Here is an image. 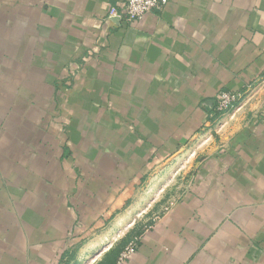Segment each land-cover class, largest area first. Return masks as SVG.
Listing matches in <instances>:
<instances>
[{"label": "crops", "instance_id": "1", "mask_svg": "<svg viewBox=\"0 0 264 264\" xmlns=\"http://www.w3.org/2000/svg\"><path fill=\"white\" fill-rule=\"evenodd\" d=\"M112 4L0 0V264H264V0Z\"/></svg>", "mask_w": 264, "mask_h": 264}, {"label": "built area", "instance_id": "2", "mask_svg": "<svg viewBox=\"0 0 264 264\" xmlns=\"http://www.w3.org/2000/svg\"><path fill=\"white\" fill-rule=\"evenodd\" d=\"M166 0H113L107 21L118 19L119 22H135L153 11L163 9ZM245 95L241 91L222 90L213 103L211 115L225 114L236 106ZM139 237L132 238L120 251L114 264H127L130 257L136 252Z\"/></svg>", "mask_w": 264, "mask_h": 264}, {"label": "rangeland", "instance_id": "3", "mask_svg": "<svg viewBox=\"0 0 264 264\" xmlns=\"http://www.w3.org/2000/svg\"><path fill=\"white\" fill-rule=\"evenodd\" d=\"M194 166L195 165L191 167L192 173H194L196 169ZM178 167L183 168L182 165ZM163 178L164 175L159 180H156L155 182L149 184L151 197H149L150 199L148 201H144V203L146 204L144 209L147 210V208H149L150 206L151 209H149L150 211H145L146 213H144V218L142 219V222H145L146 226H148L152 222V220L157 217V215L159 214L158 211L167 209L170 204L177 198L180 192L185 188L187 177L186 175H184V169L177 175L176 173L173 174L171 179L168 177H165L164 179ZM142 216L143 214L141 212L137 214V217L139 219H141ZM137 231L139 232V229H137Z\"/></svg>", "mask_w": 264, "mask_h": 264}]
</instances>
